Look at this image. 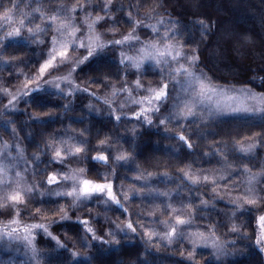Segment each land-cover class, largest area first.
Masks as SVG:
<instances>
[{"label":"trees","instance_id":"trees-1","mask_svg":"<svg viewBox=\"0 0 264 264\" xmlns=\"http://www.w3.org/2000/svg\"><path fill=\"white\" fill-rule=\"evenodd\" d=\"M11 3L19 4L13 19H24L25 27L19 37L4 41V47H0V146H6L16 157L10 158L16 162L8 182L0 188V223L17 218L19 222L49 225L51 236L42 230L35 234L39 264H188L192 235L203 231L213 235V228L227 254L218 257L208 247L195 246V264H264V251L260 250L264 245L256 244V221L264 215V204L251 206L242 200L241 206L233 203L237 197L247 195L250 186L258 196H264L260 191L264 189L261 114L211 115L204 122L184 124L173 120L166 127H158V117L166 112L163 105L161 113L151 116L152 125L143 117L136 120L134 116H121L116 121L112 108L118 101H129L128 93L123 92L126 84L135 93L137 79L143 89L157 88L165 80L160 67L121 64L122 46L102 47L75 67L74 80L87 92L79 90L68 96L53 89L32 90L13 109L8 108L5 95L6 89L33 84L34 75L47 60L51 38L56 35L54 26L47 27L53 15L61 20L73 16L74 24L82 29L86 27L83 19L104 17L94 30L107 41L132 32L133 21L158 26L161 34L175 27L184 52L199 55L197 73L203 71L213 84L264 93V0H0V13ZM107 3L111 10L102 11ZM81 6L87 7V13L79 11ZM73 7L77 12H71ZM159 20L164 24L157 25ZM37 25L45 31L38 32ZM29 28L36 33L34 36ZM135 33L143 41L157 39L144 27ZM84 54V50L76 49L68 55L77 59ZM71 63L51 68L49 73L65 71ZM105 99L110 103L106 104ZM126 105L118 110L134 111L133 105ZM181 133L193 144L191 151L179 140ZM61 140L65 141L63 145ZM49 143L63 148L79 146L85 151L70 156L64 153L68 157L64 163L55 164L51 162V149L46 148ZM249 145L254 147L249 149ZM98 154H106L108 162L91 159ZM120 155L127 159L117 162L115 158ZM68 166L82 169L91 181L112 182L122 207L100 195L77 202L57 195L61 192L56 189L63 184L49 185V174H62ZM16 170L21 172L20 177ZM185 173L200 176L201 183L192 185ZM254 174L259 175L257 181L249 185ZM205 175L209 177L206 184ZM13 179L23 185L19 190L23 203L18 207H12L7 199V192L16 190ZM213 180L218 183L213 184ZM165 192L170 196L158 195ZM168 204L180 209L182 217H191L190 225L184 226L180 237L171 242L161 238L168 230L163 222L172 223L177 214ZM82 220L88 221L97 237L113 242L93 240L79 222ZM129 222L136 228L135 233L125 226ZM233 225L239 228L238 233L231 231ZM149 230L156 234L151 242L145 235Z\"/></svg>","mask_w":264,"mask_h":264},{"label":"snow or ice","instance_id":"snow-or-ice-1","mask_svg":"<svg viewBox=\"0 0 264 264\" xmlns=\"http://www.w3.org/2000/svg\"><path fill=\"white\" fill-rule=\"evenodd\" d=\"M19 4L18 3H11V6L6 8L2 13H0V21H3V25H0V31H4V37L3 39H0V47H4V41L19 37L21 35L22 29L25 27V20L20 19L19 21H15L13 19L14 10H19ZM131 8V5L129 6ZM67 11V9H64ZM77 7H73L71 9L72 13L77 12ZM102 11H109L111 10L110 3L104 4ZM123 10V6H121V9ZM36 11H39V9H36ZM79 11H84L87 13V7L81 6L79 7ZM90 15V14H88ZM41 19H44L43 14H41ZM74 17L73 16H65L63 20L58 15H53L48 18V24L47 27H55L56 35H53L51 38V49L48 53V59L45 60V62L40 66L39 68V76L42 78L44 73L48 71L50 68H58L61 64H65L68 61V54L69 51H75L77 48H85L87 50V56H85L83 59L87 60L94 54L93 45L95 44V48H102L105 46L111 47V46H123L124 44H128L129 47H133L137 43H142L140 41L139 36L135 35L136 29H139L141 27L147 28L151 33L155 35L157 38L156 41L151 42L149 44H145L143 48L140 49L141 52H146L144 59L153 61L156 65L160 66L161 68L167 67L169 69L168 76L172 79L173 83V90H175L176 84H181V88L184 87V83L188 84V87L191 89V99L190 101H181L178 97H174L171 95L169 91V85L168 83H162L157 88H148L143 89V86L141 85L139 79H137L135 83V89L144 90L149 93V95L142 97L140 100L133 101L134 103L140 104L141 108L139 112H136L133 114L134 118L136 120H140L141 117H143L144 122H146L148 125H152L154 123L153 119L150 118L148 115L149 113L151 116H156L158 113H161V106L164 105V110L168 113L167 115L161 114V116L158 117V123L157 126H165L175 120L177 123L183 122L184 124L188 123H196L197 121L204 122L205 116L204 113L199 111V109L204 108L207 106L208 110V116L213 115L214 113H218L220 110V104L216 103L213 107L211 101L214 97H218L221 95H225L228 92L227 88H223L220 86H216L213 84L210 78L206 77L203 71H200L199 74H197V70L199 69V55L197 52H193L191 56L187 55L184 52V45L180 43L179 37L180 32L177 28L173 27L171 29L166 28L163 34H161L160 29L158 26H154L151 24H142L140 21H133L135 24V28L133 29L132 33H129L128 35L123 36L121 39L118 40H112L108 43V45H104L99 43L100 37L96 36L93 38L91 33L93 32L95 24L99 23L100 20L104 19V17L97 16L95 20L87 25L88 31L90 33L87 43L85 41L80 40L79 37L76 35V33L79 31V28H77L74 24ZM129 19H131V16L129 14ZM59 21V22H58ZM13 23H18L19 26L12 27L11 25ZM172 23H178V22H172ZM164 21L159 20L157 22V25H163ZM200 27L204 29V34H207V27L201 22ZM38 32L45 31V29H41L39 25L36 26ZM29 33L33 36L36 33H33V29H28ZM175 41V42H173ZM78 42V43H77ZM191 41H186V43H190ZM121 56L123 57L124 54L121 53ZM59 58V59H58ZM77 65L79 63H83V60L77 61ZM133 63L136 67H139L138 64L135 63L134 59L132 57H128L127 60L121 59V64H129ZM173 65H177V67H173ZM72 71H75V68L72 69ZM71 73H69L70 75ZM163 75V73H160ZM178 77H185L186 80L184 83H181L179 79H176ZM58 80H68L67 76L64 77H57ZM57 89H59L60 85H56ZM38 90V89H34ZM80 91L87 92V89H78ZM123 92L128 93L129 97H131L133 88L128 86L127 84L123 87ZM10 94V93H9ZM29 92H25L24 95H29ZM116 91H113V95H116ZM66 95L71 96L73 95V92L70 90ZM94 95V94H92ZM255 98V97H253ZM17 97H13L12 100L9 101V104H12ZM172 100L171 104V111L168 110V101ZM229 100H235L236 97H227ZM262 105L257 108V106L253 105L252 107H245V108H237L233 107V111H245V112H252L256 113L257 111L260 112L262 116H264V95L261 96ZM106 104L110 103L109 100L105 99L104 101ZM147 105V107H144L143 105ZM114 119L116 121H120L122 117L120 115H115ZM61 135V134H58ZM179 140L184 142V145L191 151L193 149V144L189 141L187 137H185L182 133L179 135ZM56 137H53V140H55ZM61 145L65 143V141H60ZM105 141H100V144L103 145ZM254 147V145H249V149ZM47 149H51L52 156H51V162L55 164H63L64 161L68 158L64 155V153H68V155H75L79 154L85 151L83 147L73 146L69 145L67 148L63 147H55L53 144L49 143L46 144ZM244 149H241L243 151ZM47 154V152H45ZM35 159H39V157H36ZM91 159L100 161L103 163L108 162V156L106 154H98ZM117 162L123 161L127 159L126 155H120L116 158ZM83 170L81 169L80 172ZM3 172V168L0 167V173ZM19 175V174H17ZM59 173H51L49 174V178L47 180V183L49 185H52L54 183H59L58 177ZM185 177L191 182L192 185H199L201 183V177L200 176H192L188 173H185ZM63 180L72 181V187L70 191H66L63 193H57V195H63L65 197H71L74 201H82L90 199L91 197L95 195H103L106 193L108 200L116 204L117 206H121L120 199L118 198L117 194L113 191V183L112 182H104V183H96L94 181L84 179H79V173L72 172L71 174L65 173L62 177ZM223 179V178H221ZM255 179V177H253ZM209 180L208 176H203V182L206 184ZM213 184L218 183L217 180L212 181ZM249 185H251V181H249ZM11 186L10 183L8 185ZM236 186L233 185V188ZM29 192L33 191V188L28 189ZM213 193L215 194V188L212 189ZM261 192H264V189L260 190ZM248 194L243 197H237L233 203L236 206H241L240 201L242 200L244 204L255 206L258 203L264 204V196H258L256 194V190L252 188L251 186L247 190ZM158 195H162L165 197H169L170 193H158ZM7 199H10L12 202V207H18L20 203H23L22 196L19 192L16 194L11 195ZM191 199L192 197H189V207H191ZM202 204L206 205L207 201L201 200ZM167 207L172 209V212L177 213L175 216V223H171L170 221H165V225L170 228L169 231H165L163 233L162 239H168L169 242H171L172 239L176 238L178 235V229L179 232L182 233L183 227L190 225L191 217L184 218L181 215H179L180 209L172 208L171 204H168ZM251 210V209H250ZM61 212H63V209H60ZM126 211V209H125ZM66 216H63L62 219H66ZM258 224L260 228V233L257 236L256 244L257 245H264V215H260L258 218ZM18 222V221H13ZM80 223L87 225L88 221L83 220L79 221ZM30 228H36V229H42L44 232H46L49 236H51V233L48 232L47 227L44 224H37L34 226H25L24 232H29ZM127 228L130 229L133 233H135L136 228L134 225L129 222L127 224ZM86 233L91 234V238L93 240H100L102 243H112L113 241H105L103 237H97L93 229L90 227H86ZM15 231V229L13 230ZM231 231L233 233H238L239 228L236 225H233L231 228ZM213 235L215 234V228L212 229ZM9 238L12 237V233H7ZM109 236L112 235L111 232L108 233ZM145 235L149 237V242H151V238L153 235H156L152 231H146ZM201 239L204 241L205 246H207V239L203 236V233L199 234ZM53 239H56L55 237H52ZM26 242L29 244L30 247H32L33 250V258L35 259V248L33 245H31V241L27 240ZM116 244H119L118 240L114 241ZM57 244L59 245L60 242L57 239ZM63 247V245H60ZM216 252V255L222 256L226 255L227 253L224 251V246L221 245L218 242V238L214 239L212 241L211 245ZM261 251H264V247L260 248ZM195 242H193V248L192 251L189 252L187 260L188 264H195ZM183 255V253H182ZM38 264V262H37Z\"/></svg>","mask_w":264,"mask_h":264},{"label":"rangeland","instance_id":"rangeland-1","mask_svg":"<svg viewBox=\"0 0 264 264\" xmlns=\"http://www.w3.org/2000/svg\"><path fill=\"white\" fill-rule=\"evenodd\" d=\"M16 20L19 21L20 19H16ZM92 22L93 21H91V20L83 19V23L86 25V27H84V29L80 28V26L78 24H75V26L77 28H79V31L76 33V35L79 37L80 40L85 41V43H87L88 37L90 35L88 28H87V25L91 24ZM3 23H4L3 21L2 22L0 21V25H3ZM11 26L17 27V26H19V24L13 23ZM132 32H130V33H132ZM128 34H125V35H128ZM91 35L93 36V38H95L96 36H99L100 37L99 43H101V44L108 45V43L110 42V41H107V40H104L103 38H101V36L94 29H93V32L91 33ZM125 35H123V36H125ZM135 35L138 36L136 33H135ZM123 36L116 38L114 40L121 39ZM3 37H4V31H0V39H3ZM140 41L142 43H137L133 47H129L128 44H124L122 46L123 49L120 50V59L123 58V59L127 60L128 57H132L134 59L135 63L139 65V67H136L135 64L130 63L135 68H141L142 66H144L146 64H150L153 66L160 67V66L156 65L153 61L144 59V57L147 53L140 51V49L143 48V46L145 44H149V43L154 42V41H143L141 39H140ZM93 49H94V54H95L97 52V50H99L100 48H98V49L95 48V44H94ZM77 50H84L85 54L81 57H78L77 59H74V57L70 58V56L68 55V61L67 62H72V63L70 65V67L68 69H66L65 71L50 74L49 73L50 69H51L50 68V69H48V71H46L44 73L42 78L39 76V71H38L33 77V84L32 85L25 83L24 86L18 88L17 90L6 89L5 95H6L7 100H8V102H7L8 108L9 109L15 108L16 102L20 98H23L26 96V95H24V93L30 92L34 89H43V88L53 89L55 91L62 92L64 94H67L70 90L72 92H75V91H79L78 89H82L81 87H79L76 84L74 77H73L72 69L77 67L79 64H81V63H79L77 65V63H76L77 61H81V60L84 61L83 58L85 56H87V50L85 48H77ZM121 53L124 54L123 57L121 56ZM47 59H48V57H47ZM173 67H177V65H173ZM168 71H169V69L166 66L161 68V72L165 76V80H163L162 83H168L169 91H170L172 96L178 97L182 102L183 101H190L192 93H191V89L188 87V84L184 83L186 78L185 77L176 78V79H179L181 81V83H184V87L181 88V84L178 83L175 86V90H173V83H172L173 78H170L168 76ZM69 73H71V74L69 75ZM197 74H199V73H197ZM64 76H67L68 80L62 81V80L57 79V77H64ZM57 84L60 85L59 89H57V87H56ZM214 85L220 86L223 88H227L228 92L225 95L214 97L213 100L211 101L213 107L215 106L216 103H219L221 106L219 112L214 113L213 115H227V114H237V113H245V114H249V115H259L260 114L259 111H257L256 113L245 112V111H233L232 108L233 107H237V108H241V109L245 108V107L250 108L253 105H255V106H257V108H259L262 105L261 96L264 95V93H260V92H257L255 90L249 89L247 87H242V86H226V85H217V84H214ZM147 95H149V93L147 91L136 89L135 93H132L131 97L128 98L129 101L127 103L124 100L118 101L116 103V106L112 108V113L114 115L132 117L133 114L136 112H139L140 108H141L140 104L134 103L133 101L140 100L142 97H145ZM13 97H17V99L12 104H9V101L12 100ZM227 97H236V99L235 100H229V99H227ZM253 97H255V98H253ZM101 101H104V100H101ZM126 104L127 105H133V107L135 108L134 111L133 112L128 111L130 113H125V112H121L118 110V108L125 107ZM171 104H172V100L170 99L169 106H168L169 111L172 110ZM143 106L147 107L146 104ZM98 110H99L98 108H95V111H98ZM199 111L203 112L205 117L208 116L207 106L199 109ZM167 114L168 113L165 112L164 115H167ZM148 115L151 118V114L149 113ZM73 151H74V148H73ZM12 157L16 159L14 153L12 154L6 146L1 145L0 146V167L3 168V172L0 173V188L2 187V185H4L6 182H8V180H9L8 177L10 176L9 171L12 168V164H14L16 162V160L10 159ZM72 172L79 173V179L81 181L84 179H87V178H85L83 173L80 172L79 168L68 166L67 170L62 171V174H60L58 177L59 183H62L63 185H62V187H59L58 189H56V191L63 193V192L71 190L72 181L71 180L65 181L62 179V177L65 173L71 174ZM17 174H19V175H17ZM16 175L18 177H20L21 172L16 170ZM258 176H259L258 174H254L249 178L250 179L249 181H251V184H253L254 181H257L255 179H257ZM253 177H255V179H253ZM13 181L16 183L15 184L16 190H14L13 192H10V193L7 192V194H9V196L16 194L17 192H19L20 189L23 188V185L19 180L13 179ZM249 181H248V184H249ZM188 182H190V181L188 180ZM98 195H100V194H98ZM100 196H102L106 201H109L106 193L103 195H100ZM75 202H77V201H75ZM13 221H18V219L12 218L11 220H8V222L0 223V264H37L38 259H37V251H36L34 238H35L36 232L39 230H42V229L30 228L29 232L25 233L24 227L25 226H34L37 224H44L47 227L48 232H49V225H47L45 223H31V222L25 223V222H19V221L13 222ZM172 223H175V220ZM127 224L125 225L126 227H127ZM85 226L90 227L88 224ZM14 229H15V231H13ZM169 230H170V228H168L167 231H169ZM256 231H257V236H258L260 233L258 220L256 221ZM9 232L12 233L13 238H11V239L9 238V236L7 234ZM200 233H203V236L207 239V246H205L204 241L201 239V237L199 235ZM177 237H180L179 229H178ZM25 238H27V240L31 241V245H33L35 248V254H36L35 259L33 258L34 254H33L32 247L29 246V244L26 242ZM191 239L193 242H195V246L208 247V248L215 251V249L211 245H212V241L214 239H216V237L214 235H212L211 233H207L204 231L198 232V233L192 235ZM166 240L169 241L168 239H166ZM218 242L221 245H223V243L221 241L218 240ZM259 246L261 247L263 245H259ZM38 264H39V262H38Z\"/></svg>","mask_w":264,"mask_h":264}]
</instances>
